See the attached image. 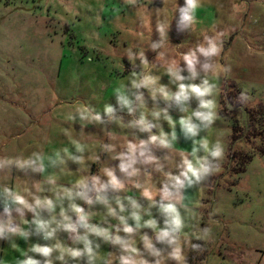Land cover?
I'll return each mask as SVG.
<instances>
[{"label":"rangeland","instance_id":"374dc122","mask_svg":"<svg viewBox=\"0 0 264 264\" xmlns=\"http://www.w3.org/2000/svg\"><path fill=\"white\" fill-rule=\"evenodd\" d=\"M0 228V264H264V0H0Z\"/></svg>","mask_w":264,"mask_h":264},{"label":"clouds","instance_id":"9594fccd","mask_svg":"<svg viewBox=\"0 0 264 264\" xmlns=\"http://www.w3.org/2000/svg\"><path fill=\"white\" fill-rule=\"evenodd\" d=\"M187 4L190 8H194L196 6V0H187ZM184 19L188 20V19H190V17L185 15ZM201 51L204 52L205 55H216L220 51H222V48L218 49L215 44H212L210 42V47L207 50L201 49ZM189 63L191 64V61H189ZM180 89H181V91L177 95V99L179 100L181 97H183L184 99H187V90L185 89V86L180 85ZM191 91L196 93L198 96H205V95L210 94V88L209 87L192 86ZM202 106L212 108V107H214V104L212 102H208L207 104H204L202 102ZM109 111H110V109H109ZM196 115L201 116L202 119L208 120L209 122H211V120L214 118V113H212V112H209L206 115L201 114V113H197ZM181 123L188 125V131L195 134V126L194 125H190V124H188L187 121H183V120L181 121ZM155 139L156 138L153 137V140H155ZM161 143H166V142L161 141ZM211 154L214 157H218L221 155V151L220 150H213ZM208 173H209V168L207 166L193 164L191 161H187L185 163V166H184V171L181 172V174H180V176H183L184 179L182 180L180 178V176H177V177H175V182L177 185H183L185 180H186L188 182V184L191 185L194 182H198L203 176L207 175ZM112 182L114 185L119 186V182L115 181V179H113ZM16 201L18 203H21V204L24 203L23 197H21L19 195L16 197ZM49 207H51V202H49ZM165 210L170 212V213H175L173 220H172V223L174 225L173 231H178L182 227V221L179 219V214L176 211L175 206L169 204V205L165 206ZM76 211L82 212L83 210L80 208H76ZM121 211H123V206H121ZM121 219H123V218H121ZM136 219L138 220L139 217L137 216ZM36 223H37L39 229H46L48 227V224L45 221H42V220L36 221ZM80 223L83 224L84 227H89L87 225V223L85 222V217L83 215L80 216ZM64 227L66 230H73L75 228V225H73L72 223L69 222V223L65 224ZM124 230L126 232H129V233L133 231V229L131 227H128V226H126ZM11 231H15V229H11ZM93 231H96V230L93 229ZM2 232H3V229L0 228V234H2ZM204 232H205V234H208L210 232V229L206 228V229H204ZM52 234H53L52 231L47 232L48 237H51ZM166 238H168V242L170 244L176 242V238L174 236H172L169 231L164 230L161 232L159 239L164 240ZM116 239L119 240V237H117ZM148 246L151 247L150 244ZM193 247L194 248L198 247V245H193ZM34 250L42 253L46 257L49 256L51 254V252L53 251V249L51 247H38V248H35ZM67 251H69L70 255L73 257H79L81 255V252L79 250L69 249ZM87 251L89 253H91L92 249L90 247H88ZM131 251L136 252V249L131 248ZM177 252H178V250H177ZM175 255H176V253H174V256ZM176 258L178 259L179 257L176 256ZM22 264H39V261L29 258V259L23 261ZM47 264H50V262H47ZM122 264H134V262L129 260L128 258H122Z\"/></svg>","mask_w":264,"mask_h":264},{"label":"trees","instance_id":"16d2710c","mask_svg":"<svg viewBox=\"0 0 264 264\" xmlns=\"http://www.w3.org/2000/svg\"><path fill=\"white\" fill-rule=\"evenodd\" d=\"M260 152H262V151H260ZM230 158H233L232 155L230 156ZM233 159H234V158H233ZM248 159H249V158H248L247 156H245L243 162L248 161ZM240 164H241V163H240ZM238 165H239V164H238ZM242 170H243V168L239 166V168H237V170H235V173H237V172H239V171H242Z\"/></svg>","mask_w":264,"mask_h":264},{"label":"water","instance_id":"95a60500","mask_svg":"<svg viewBox=\"0 0 264 264\" xmlns=\"http://www.w3.org/2000/svg\"><path fill=\"white\" fill-rule=\"evenodd\" d=\"M8 228H11L12 227V224H8V226H7Z\"/></svg>","mask_w":264,"mask_h":264},{"label":"crops","instance_id":"0c3cea01","mask_svg":"<svg viewBox=\"0 0 264 264\" xmlns=\"http://www.w3.org/2000/svg\"><path fill=\"white\" fill-rule=\"evenodd\" d=\"M184 17V16H183ZM111 138V137H110Z\"/></svg>","mask_w":264,"mask_h":264}]
</instances>
